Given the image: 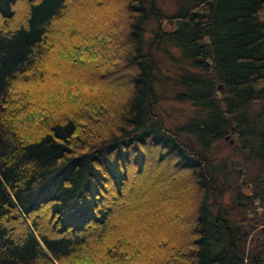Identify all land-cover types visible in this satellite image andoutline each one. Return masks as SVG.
Here are the masks:
<instances>
[{
    "label": "trees",
    "instance_id": "obj_1",
    "mask_svg": "<svg viewBox=\"0 0 264 264\" xmlns=\"http://www.w3.org/2000/svg\"><path fill=\"white\" fill-rule=\"evenodd\" d=\"M96 1L0 0V264H264V238L245 248L244 219L232 215L241 208L206 205L232 190L219 177L234 163L204 157L206 142L234 136L235 152L264 169V0H183L148 19L143 0H123V20L99 24L90 18L111 8ZM160 40L197 69L174 97L199 116L187 127L204 139L197 151L152 119L149 48ZM158 165L165 176L145 200L146 183L135 188ZM243 188L244 208L264 223V178Z\"/></svg>",
    "mask_w": 264,
    "mask_h": 264
},
{
    "label": "rangeland",
    "instance_id": "obj_2",
    "mask_svg": "<svg viewBox=\"0 0 264 264\" xmlns=\"http://www.w3.org/2000/svg\"><path fill=\"white\" fill-rule=\"evenodd\" d=\"M89 1V0H88ZM95 1V0H94ZM98 1V0H97ZM96 1V2H97ZM106 1V0H105ZM117 0H108L109 7L111 8L110 11H106V13L102 14L101 16L96 15L95 19L90 18L93 15H88L86 19L90 18L91 21L96 22L97 24L101 22H108L110 21L109 18L112 19H118L123 20L124 13H123V0H118V4L116 2ZM143 8L145 9V16L149 17V11L150 12H160L163 13L165 16L170 17L171 15H174V13L179 10L180 3L183 2V0H143ZM116 2V3H115ZM107 3V4H108ZM117 4V5H116ZM88 6V4H87ZM116 6V7H115ZM71 12V11H70ZM70 14V13H69ZM73 18V17H71ZM74 19V18H73ZM78 22L77 24H81V26L86 29L90 27L89 24L82 25L83 19L77 18ZM85 23V21H84ZM69 28V25H67ZM65 27V29L67 28ZM101 27V26H100ZM122 27V26H121ZM142 30L139 32V49L140 53L143 54L148 49L150 40H151V34L150 32L154 29L153 21L150 19L149 21L146 20L145 23L141 25ZM162 29L165 31H173L175 29L174 26H166L165 23L162 24ZM119 36V39H121V34L118 32L116 34ZM116 42L114 41L113 44ZM151 51V55L154 59V76L156 81L153 84L154 92H155V103L154 108L152 109L151 115L153 120L160 119L161 126L166 129V134L169 135L175 144L177 146H183L184 149H192L194 151H197L199 145L204 144V139H197L195 134H192L189 127L191 124H196L199 120L198 114L195 112V108L191 106L189 103L185 101L178 100L176 95L177 93L183 92V89L178 85V82L183 78L185 74L187 73H193L196 72V68H191L187 64L184 63H178L177 57L180 56L177 49L168 47L167 43L162 42V40L159 41L158 47L155 50L153 47L149 48ZM195 61L200 62L199 58H196ZM184 66V67H183ZM218 87V85H217ZM222 89V88H221ZM217 91H219L217 89ZM190 130V131H189ZM168 136V137H169ZM225 137V136H224ZM235 139V137H232ZM230 138V139H232ZM227 142L229 140H225V143L217 142L215 144L206 142L205 145H213L209 154L204 155L206 158L208 156V159L217 165V167L220 165H223L225 167V160L228 162V165H231L233 162V166L231 167V174L228 175L227 179L224 177H219V183H221L224 187H232V190L221 191L220 192V199H217V201H212L211 199L206 200V205H209L210 211L216 210L220 211L222 214L225 215V206L227 209H233L234 207H240L241 209L238 210V212L232 215L235 216V220H237L236 216L240 215L244 220L241 222H238L237 225L240 227V233L243 235L246 241L245 248L249 251L251 248L248 244H250L251 238H254L255 236L259 239L263 240V236L259 234L263 233V227L264 223H255V221L252 220V210L250 209V206H246L244 208L243 204H240V198L238 194L240 195V191L244 193L245 184L251 182L255 177L261 176L264 174V169L259 168L258 164L255 163L252 160H249V156L245 157L244 151H241L240 154L235 152V147H232ZM210 146V147H211ZM203 156V153H201ZM150 160V159H149ZM160 162V161H159ZM145 164H149V161H146ZM151 164L147 167L149 168ZM159 167H152L149 173L150 179L146 182H142L140 185H138L137 190L138 195H140V192L142 191V184L146 183L144 186V194L138 197H145V200L149 197L148 193L146 194L147 189H150L153 182L155 183L158 178H160L161 174H164L165 168L162 167V165H158ZM220 167V166H219ZM160 168V169H159ZM164 171H163V170ZM244 172V176H236V173ZM164 175H161V177H164ZM183 174L178 175L177 179L178 181H181L183 179ZM263 179V178H262ZM245 180V182H244ZM230 185V186H229ZM240 186L238 190H236V187ZM220 205V206H219ZM253 212L254 214H259L261 209L257 207V203L253 202ZM243 207V208H242ZM221 208V210H220ZM214 212V211H213ZM254 245V242L252 243ZM246 250V251H247Z\"/></svg>",
    "mask_w": 264,
    "mask_h": 264
},
{
    "label": "bare ground",
    "instance_id": "obj_3",
    "mask_svg": "<svg viewBox=\"0 0 264 264\" xmlns=\"http://www.w3.org/2000/svg\"><path fill=\"white\" fill-rule=\"evenodd\" d=\"M225 140H231L232 142H231V143L229 142V143L234 145L233 140L230 139V138L228 137V135L225 136ZM244 152H246V156H245V157H247L248 152H247L246 150H244ZM244 155H245V154H244ZM245 193H246V192H245ZM245 193H244V194H245Z\"/></svg>",
    "mask_w": 264,
    "mask_h": 264
},
{
    "label": "water",
    "instance_id": "obj_4",
    "mask_svg": "<svg viewBox=\"0 0 264 264\" xmlns=\"http://www.w3.org/2000/svg\"><path fill=\"white\" fill-rule=\"evenodd\" d=\"M221 85H218V87H217V89L220 91L221 90ZM229 142L231 143L232 141L231 140H229ZM244 154H245V156H246V152H244ZM262 178H264V174H262Z\"/></svg>",
    "mask_w": 264,
    "mask_h": 264
},
{
    "label": "flooded vegetation",
    "instance_id": "obj_5",
    "mask_svg": "<svg viewBox=\"0 0 264 264\" xmlns=\"http://www.w3.org/2000/svg\"><path fill=\"white\" fill-rule=\"evenodd\" d=\"M246 194V193H245ZM240 204H242V202L240 203ZM243 234V233H242Z\"/></svg>",
    "mask_w": 264,
    "mask_h": 264
}]
</instances>
